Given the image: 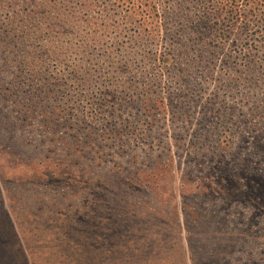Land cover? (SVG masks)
Returning <instances> with one entry per match:
<instances>
[{
	"label": "rangeland",
	"instance_id": "rangeland-1",
	"mask_svg": "<svg viewBox=\"0 0 264 264\" xmlns=\"http://www.w3.org/2000/svg\"><path fill=\"white\" fill-rule=\"evenodd\" d=\"M39 3L0 0V264H264V210L218 195L264 172V9Z\"/></svg>",
	"mask_w": 264,
	"mask_h": 264
},
{
	"label": "trees",
	"instance_id": "trees-1",
	"mask_svg": "<svg viewBox=\"0 0 264 264\" xmlns=\"http://www.w3.org/2000/svg\"><path fill=\"white\" fill-rule=\"evenodd\" d=\"M39 1H40V3L38 4L39 10L48 11L49 9H52L54 7L57 8L58 4L63 0H39ZM87 1L88 0H84V2ZM243 1H245V3ZM207 4L209 7L216 8V16H217L216 20L219 23L228 26L230 30L236 29L238 25L241 23L242 19L240 18L239 13L242 7H248L258 10L264 9V0H207ZM52 13L55 19H61V21H64L62 20L63 15L61 12L57 10L56 11L53 10ZM261 147L264 149V144H261ZM236 177H242L245 185L240 186L238 180L235 181ZM220 182H223V185L226 186L225 189L223 190V194H218L219 198H222L225 201L224 206L229 205L230 202L241 200L247 204H252L254 206L257 205L260 207L259 209L264 210V172L251 173V174L239 172L236 173L234 176H230L226 174V172H221ZM183 185L184 184H182V186ZM224 206L219 205L218 208L219 207L223 208ZM256 217L257 214L252 213L244 220L247 222H252L255 220ZM227 218H220L218 214L213 216L212 213H210L209 217L203 218L204 221L202 224L204 225L205 228L208 224H212V223L215 226H219L224 223L226 225L231 223V220L228 221ZM228 236H232V234ZM177 257H179V260L181 261L184 258L182 254H179V256ZM141 263L142 262L139 263L135 262V264H141ZM216 263H217L216 260H213L212 256H209L205 262H202L200 264H216ZM169 264H175V263H169ZM176 264H178V262H176Z\"/></svg>",
	"mask_w": 264,
	"mask_h": 264
}]
</instances>
